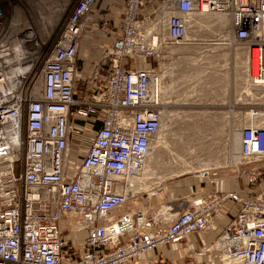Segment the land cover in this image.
I'll return each instance as SVG.
<instances>
[{
    "label": "built area",
    "instance_id": "2783aa9c",
    "mask_svg": "<svg viewBox=\"0 0 264 264\" xmlns=\"http://www.w3.org/2000/svg\"><path fill=\"white\" fill-rule=\"evenodd\" d=\"M121 2V13L94 16L97 0H78L48 48L16 0H0V264H140L195 233L216 234L199 254L217 264H264V188L243 197L215 179L167 205L164 219L133 191L161 128L162 42L180 44L196 13L221 14L249 85L262 90L264 0ZM262 99L244 111L232 177L249 189L264 179Z\"/></svg>",
    "mask_w": 264,
    "mask_h": 264
},
{
    "label": "rangeland",
    "instance_id": "374dc122",
    "mask_svg": "<svg viewBox=\"0 0 264 264\" xmlns=\"http://www.w3.org/2000/svg\"><path fill=\"white\" fill-rule=\"evenodd\" d=\"M77 1L16 0V3L20 5L22 12L29 16L36 35L43 43L46 41L49 48ZM32 10L36 13L34 22L31 19ZM113 11L119 14L122 9L115 7ZM56 12L58 18L52 16ZM214 16H191L185 39L180 44L165 47L166 49L159 47L158 57L153 61V64L159 67V73L163 76L159 79L162 78L161 84L166 90L163 99L161 98V109L166 115V128H160L153 138L154 141L158 139V142L150 146L151 159L146 164L148 168L150 165V171H147L145 181L149 179L151 172L156 174L151 179V187L148 190L137 191V206L139 204L138 207L142 208L144 203L148 202L147 206L151 207L147 210L152 215L157 214L160 219L168 216L169 211L165 206L183 201V197L192 193L170 199L166 196L168 186L185 181L194 184L204 175L197 173L201 168L197 169L196 166L209 164V173L227 176L234 174V165L240 163L237 162L239 147L237 148L238 143L235 145V142L239 140L241 127L247 124L244 111L255 102H252L254 97L252 100H243L246 97L243 89L252 87L247 84L246 75V83L239 78L234 68V59L235 62L243 60L233 58L235 44L229 25L224 32L219 31ZM48 22H51V26H47ZM43 27L45 30L41 32L40 28ZM89 57L95 59L97 53L90 52ZM137 63L142 61L138 59ZM36 67L38 71L40 62ZM35 72L34 76L37 74ZM238 83L241 84L240 89ZM239 92H242L241 97H235ZM230 101L236 103L231 105ZM193 143H196V147ZM189 146L193 147L192 150ZM180 189L182 190V187Z\"/></svg>",
    "mask_w": 264,
    "mask_h": 264
},
{
    "label": "crops",
    "instance_id": "0c3cea01",
    "mask_svg": "<svg viewBox=\"0 0 264 264\" xmlns=\"http://www.w3.org/2000/svg\"><path fill=\"white\" fill-rule=\"evenodd\" d=\"M115 7L123 10L124 4L119 0H97V6L93 11L94 16L99 15V12L104 9H109V8L113 9ZM88 28L97 30L98 25L97 23L91 20L88 23ZM117 34H118L117 30L116 32L111 33L110 40L112 41L115 37H117ZM101 46L105 47V44H101ZM238 86L240 89L241 84L238 83ZM239 94L240 92L237 93L235 97H238ZM234 103L236 102H232L230 104L233 105ZM259 166L262 167L263 172H264V163H260ZM234 175L235 173L227 175V176H222V175H216L210 172L209 173L210 178L204 179L201 177V179L196 180L194 184H191V182L189 183L185 181L182 184L176 183L171 186H168V188L166 189L167 194L166 192L165 194L167 197L171 199L173 197H177V196L179 197L181 195H185L190 192L205 190L213 186L212 182L215 179H221L223 181L222 185L224 189L232 190V189L239 187L241 190L240 195L243 197H246L250 195L252 192H256L257 190L264 188V179L261 181L259 185H257V187H255V189H249L245 186L243 180H239V182H234L233 181ZM180 187H182V190L180 189ZM147 203L148 202H145L142 208L144 209H147L148 207L150 208L151 206H147ZM224 217H225L224 214H221L218 217L216 224H215V229L221 230L220 223L222 221V218ZM229 217L231 218L232 215L230 214ZM215 238H216L215 233L191 234L185 237V239L181 241L180 243L167 244L161 250L150 251L149 253H147L145 256L141 258L140 264H217L218 260L214 259L211 255L209 254L200 255L199 254V252L207 245H210L215 240Z\"/></svg>",
    "mask_w": 264,
    "mask_h": 264
},
{
    "label": "bare ground",
    "instance_id": "6f19581e",
    "mask_svg": "<svg viewBox=\"0 0 264 264\" xmlns=\"http://www.w3.org/2000/svg\"><path fill=\"white\" fill-rule=\"evenodd\" d=\"M43 1H47V0H43ZM67 2V1H66ZM65 2V3H66ZM29 4V3H28ZM63 6H64V4H62ZM36 9L37 10H39V8L38 7H36ZM34 10V9H33ZM32 10V12H31V19L33 20V22H34V18H35V16H36V13L34 12ZM62 11V10H61ZM58 13L56 12L55 13V15H52L54 18H58L56 15H57ZM197 14V13H196ZM44 15V14H43ZM199 15V14H198ZM45 16V15H44ZM46 17V16H45ZM191 17V16H190ZM190 17L188 18V21H187V25H188V27L190 28V24H189V20H191L190 19ZM207 17V16H206ZM206 17H204V18H206ZM14 18H15V20L16 21H19V16L18 15H15V13H14ZM44 18V17H43ZM45 19V18H44ZM213 19L215 20V24L217 25V28L219 29V31H221V32H224V29L226 28V26L229 24V22H228V19L225 17V16H223V15H221V14H216L214 17H213ZM213 19H211V20H213ZM52 20V19H51ZM200 20V19H199ZM213 20V21H214ZM48 21V20H47ZM206 21V20H205ZM209 22V21H208ZM45 24H46V22H44V27H45ZM37 25V24H36ZM47 26H51V22H48V25ZM215 26V25H214ZM44 27L43 28H40L41 30V32L43 31V30H45L44 29ZM188 28V29H189ZM44 35V34H43ZM187 35V34H186ZM226 36H227V34H226ZM186 37V36H185ZM185 39V38H184ZM41 41H42V39H40ZM43 42V41H42ZM157 46H159L158 45V43H157ZM162 46L164 47V43L162 42ZM37 45H34V47H33V49L32 50H34V51H37ZM234 57H238V58H240L239 57V55L237 54V52L235 51V53H234ZM242 60V59H241ZM236 60L234 59V68L236 69V72H238L237 74H238V76H239V78L242 80H244V82H245V74H244V70L246 69V64L244 63V61H238V62H240V63H238V62H235ZM166 65V64H165ZM162 68V67H161ZM166 68V67H165ZM165 68H164V70H165ZM160 72H161V70H160ZM240 72V73H239ZM13 74H14V76H17V75H20L21 74V71H18V70H14V72H13ZM162 76V74H160V76L159 77H161ZM237 76V77H238ZM163 77V76H162ZM160 79H162V78H160ZM159 79V81H158V84H157V87L159 88V91H160V93H161V98L163 99V95H164V93H166V90L164 89V87L162 86V84H161V80ZM248 79V78H247ZM246 79V80H247ZM246 83V82H245ZM247 84H249V82H248V80H247ZM246 84V85H247ZM246 90V92H244ZM243 89V94L246 96L245 97V99H243L244 101H248V100H252V97H254L253 98V100L252 101H255L256 99H258L260 96H258L257 97V95L258 94H260V95H262L263 96V99H262V101L264 102V89H262V90H259V89H253V88H251V89ZM236 92V91H235ZM242 93V92H241ZM241 93L239 94V97H241ZM247 93V94H246ZM257 97V98H256ZM161 99V100H162ZM160 100V101H161ZM238 101V100H237ZM167 103V102H166ZM232 103V102H231ZM238 103V102H237ZM170 115V114H169ZM165 118H166V115H165V113H164V111L162 110V120H161V130L163 129V127L165 126ZM166 122H167V120H166ZM165 128H166V126H165ZM161 134V133H160ZM160 134H159V136H160ZM158 137V136H157ZM156 137V138H157ZM239 137H240V132H239ZM154 142L156 143V142H158V139H156L155 141L153 140L152 142H151V145L150 146H152L153 144H154ZM238 143V145H237V148L239 147V140H238V142H235V145ZM194 144V143H193ZM195 145V147H196V143L194 144ZM184 146V145H183ZM197 146L199 147V144H197ZM192 148L193 147H190L189 146V149L190 150H192ZM150 149H152V147L150 148ZM235 149V148H234ZM195 150V149H194ZM196 151V150H195ZM150 156H151V152H150ZM150 156H149V159H148V161L151 159L150 158ZM184 161H186V159L184 160ZM180 162H182V161H180ZM237 162H239V155H238V159H237ZM147 163H149V162H147ZM146 163V164H147ZM185 164H188V163H185ZM209 165V164H208ZM208 165L206 166V165H200V166H196L195 168H197V169H199V168H201V170H197V173H204V175L203 176H205V173L206 172H208L209 171V168H208ZM219 166V165H218ZM194 167L192 166V168L191 169H193ZM147 171H150V165H149V168H148V165L146 166H144V168H143V170H142V172H141V175L138 177V178H136V180H134L133 182V191L134 190H136V191H141V190H148V188H150L149 187V185H150V181H151V179L155 176V172L154 173H152L151 172V174H150V177H149V179L147 178V180L145 181V178H146V176L148 175V173H147ZM195 172H196V170H195ZM152 174H153V176H152ZM159 180V179H158ZM163 180V179H162ZM147 182V183H146ZM160 182V181H159ZM153 184L155 183V182H152ZM156 183H157V181H156ZM166 208H167V210L169 209L167 206H165ZM165 211V210H164ZM173 214V213H172ZM171 214V215H172Z\"/></svg>",
    "mask_w": 264,
    "mask_h": 264
}]
</instances>
